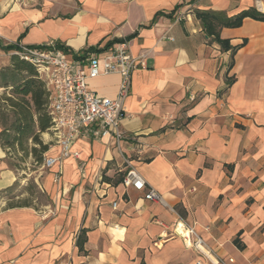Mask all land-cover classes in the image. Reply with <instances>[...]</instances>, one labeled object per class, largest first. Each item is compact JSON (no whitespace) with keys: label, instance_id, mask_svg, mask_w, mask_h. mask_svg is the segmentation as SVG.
I'll return each instance as SVG.
<instances>
[{"label":"crops","instance_id":"0c3cea01","mask_svg":"<svg viewBox=\"0 0 264 264\" xmlns=\"http://www.w3.org/2000/svg\"><path fill=\"white\" fill-rule=\"evenodd\" d=\"M251 7L264 13L255 0H0V57L12 54L3 50L10 44L60 43L69 61H83L91 49L103 55L108 42L129 39L146 63L132 75L120 148L112 138H78L60 184L57 169L41 178L51 198L42 210L5 208L0 199V264H209L167 236L177 214L221 264H264V22L223 28L221 38L238 47L232 52L211 43L194 16ZM120 83L119 74L88 79L109 99ZM58 152L52 146L46 156ZM6 158L0 146V192L17 182ZM125 159L176 213L118 182Z\"/></svg>","mask_w":264,"mask_h":264},{"label":"built area","instance_id":"2783aa9c","mask_svg":"<svg viewBox=\"0 0 264 264\" xmlns=\"http://www.w3.org/2000/svg\"><path fill=\"white\" fill-rule=\"evenodd\" d=\"M263 1L255 0L257 8L263 7ZM16 54L35 67L38 77L51 91L48 107L51 126L47 135L59 152L55 156H46L43 166L47 169H57L54 172L55 181L61 178L62 163L72 155L78 156L72 152L78 138H112L117 147H121V143L127 139L121 122L132 75L136 70L146 68L145 57L134 56L129 41L116 43L103 55L98 52L87 53L83 61L75 62L69 61L67 54L54 45L19 47ZM110 74L121 76L116 98L101 97L88 87V79ZM125 164L129 166L123 179L126 187L143 192L145 200L162 204L176 213L164 196L147 183L128 159H125ZM113 207L117 208V203H113ZM167 236L181 239L187 248L198 251L209 264H221L195 228L178 214L172 231Z\"/></svg>","mask_w":264,"mask_h":264},{"label":"trees","instance_id":"16d2710c","mask_svg":"<svg viewBox=\"0 0 264 264\" xmlns=\"http://www.w3.org/2000/svg\"><path fill=\"white\" fill-rule=\"evenodd\" d=\"M195 1L192 0V2ZM182 6L183 4L177 6L169 16H172ZM160 15L161 13L157 16ZM194 16L201 23L203 31L211 43L218 44L222 51L231 50L232 52H235L238 47L232 46L229 40L221 38L223 28H238L246 18L264 22V13L259 12L256 7L243 10L232 17L228 16L225 11L196 9L194 10ZM128 40L114 39L106 44L105 49ZM56 46L65 53H71L66 46L60 43H57ZM3 50L6 53L12 52V54L9 65L0 69V88L4 89L3 95L0 96V146L5 151L20 150L26 153L25 146L31 141L34 146L29 153L38 164H41L44 160V154L48 152L49 146H51V143H48L49 145L45 144L40 139L42 134L48 133L51 126V117L48 110L51 91L47 88L45 82L38 77L35 67L16 54L19 49L15 45H7L3 47ZM90 52H96V50L91 49L85 54ZM75 57L78 58V56ZM36 145L39 147H36ZM125 175L118 182H121ZM104 180L112 182V179L108 177H105ZM14 186L0 192V199H2L1 195L3 193L11 191ZM29 206L31 204L16 205L9 202L7 208ZM85 242V231H82L76 242L79 252L84 251ZM234 244L238 249H244V245L238 238L234 240Z\"/></svg>","mask_w":264,"mask_h":264},{"label":"rangeland","instance_id":"374dc122","mask_svg":"<svg viewBox=\"0 0 264 264\" xmlns=\"http://www.w3.org/2000/svg\"><path fill=\"white\" fill-rule=\"evenodd\" d=\"M11 55H4L0 57V69L5 68L10 63ZM4 89L0 88V96L3 95ZM1 128V127H0ZM40 139L43 143L48 144V152L52 149L53 143L47 135V132L40 136ZM49 145V144H48ZM34 144L30 141L26 144V153L20 150H6V159L10 168H12L17 174V182H15L14 188L6 193H3L1 196L3 200L6 201L5 208L8 207V203L20 205L24 203L31 204L36 210H42L43 206L51 205V198L46 192L40 188L41 178L43 179L47 173L52 169L44 168L43 162L38 164L34 157L29 153ZM36 147H39L36 145ZM44 154V158L47 153ZM27 154V155H26ZM57 155L56 153L52 156ZM44 161V160H43ZM59 181H55L53 173V183L59 185ZM14 197L13 199H10ZM54 212L50 210L48 215H53Z\"/></svg>","mask_w":264,"mask_h":264},{"label":"bare ground","instance_id":"6f19581e","mask_svg":"<svg viewBox=\"0 0 264 264\" xmlns=\"http://www.w3.org/2000/svg\"><path fill=\"white\" fill-rule=\"evenodd\" d=\"M261 9H263V7L261 6ZM213 258V257H212Z\"/></svg>","mask_w":264,"mask_h":264}]
</instances>
